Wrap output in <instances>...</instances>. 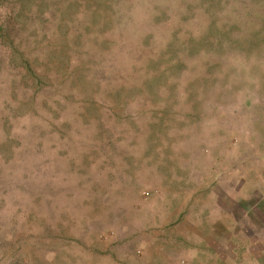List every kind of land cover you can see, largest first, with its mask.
Returning a JSON list of instances; mask_svg holds the SVG:
<instances>
[{
  "label": "rangeland",
  "instance_id": "1",
  "mask_svg": "<svg viewBox=\"0 0 264 264\" xmlns=\"http://www.w3.org/2000/svg\"><path fill=\"white\" fill-rule=\"evenodd\" d=\"M181 218L263 228L264 0H0V264H159Z\"/></svg>",
  "mask_w": 264,
  "mask_h": 264
},
{
  "label": "crops",
  "instance_id": "2",
  "mask_svg": "<svg viewBox=\"0 0 264 264\" xmlns=\"http://www.w3.org/2000/svg\"><path fill=\"white\" fill-rule=\"evenodd\" d=\"M185 223L189 226L190 235L184 232ZM190 224L188 220L181 218L176 220L175 226L164 225L160 230H153L147 235L150 236L153 248L156 243L160 244L158 252L152 251L160 256L159 264H198L199 260L201 264L203 260L211 261V264H264V225L263 228L247 227L246 231L249 233L240 230L244 241L241 245L233 242L230 223L209 225V229L216 232L215 236L207 232L201 233L194 222ZM221 234L222 241L219 239ZM172 242L176 243L175 252H172ZM165 252L166 257H163ZM178 252H186L188 257L183 258Z\"/></svg>",
  "mask_w": 264,
  "mask_h": 264
}]
</instances>
